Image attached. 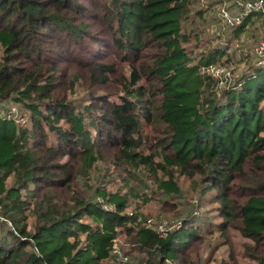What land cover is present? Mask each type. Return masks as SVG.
<instances>
[{
	"label": "trees",
	"instance_id": "trees-1",
	"mask_svg": "<svg viewBox=\"0 0 264 264\" xmlns=\"http://www.w3.org/2000/svg\"><path fill=\"white\" fill-rule=\"evenodd\" d=\"M195 3L0 0V105L28 115L20 127L0 109V264H105L120 235L125 264H202L192 255L205 235L231 246V230L264 264V63L222 85L203 71L229 64L264 13L215 49L200 40L220 23L214 4L192 14ZM181 178L199 200L164 217L181 228L160 237L142 209L185 206ZM232 251L221 264H239Z\"/></svg>",
	"mask_w": 264,
	"mask_h": 264
},
{
	"label": "rangeland",
	"instance_id": "rangeland-1",
	"mask_svg": "<svg viewBox=\"0 0 264 264\" xmlns=\"http://www.w3.org/2000/svg\"><path fill=\"white\" fill-rule=\"evenodd\" d=\"M230 1V0H227ZM200 4L199 1L196 0V3L192 5L193 11L192 14L195 13L199 9ZM212 15L215 16V10L212 11ZM257 20V19H256ZM213 26H218L219 29V35L216 34V32L213 30ZM263 23L260 21L258 23L259 29L249 27L246 28L245 33L241 36V38L237 39V41H232V47L228 50V55L224 58V61H227L230 59V63L225 64V65H220L221 67L225 68L227 70H231V76H234V80L241 77L242 75L245 74H252L254 69L259 67V58L255 54V49L258 45V42L264 38V30H262ZM261 27V28H260ZM203 34L200 36V40H203L206 43H210L211 47H214L215 49L219 47H224L225 48V41L230 39V37L233 35L232 31L230 29H226L225 27L221 26L220 23H216L214 25H203L202 30ZM215 33V34H214ZM254 35V37L252 36ZM234 38V36H232ZM231 38V39H232ZM196 41H193L192 44H195ZM205 43V44H206ZM236 52V53H235ZM264 63V61H263ZM229 71V70H227ZM224 79V78H223ZM220 81V80H219ZM225 84V83H224ZM13 105V103H5L4 105H0V109L6 110L7 107ZM16 105V104H15ZM18 106V105H17ZM136 138L142 137V134H138L135 136ZM50 145H54V138L53 135L51 134V138L49 140ZM150 154H148L145 157V161H148L150 158ZM111 165L109 164H102L100 165L101 172L100 173H107V178L109 179L110 173L113 172V168H109ZM107 167L109 169H107ZM113 167V166H112ZM107 169V170H106ZM91 183H95L98 179L99 176L98 171H93L91 173ZM120 179H116L114 182L111 181L106 185V189L109 192H116L122 184L119 181ZM180 181V186L186 191L187 195V204L185 206H181L178 208L177 211L172 212L170 214L164 215L161 214L159 216L160 208L161 205H158V202H151L147 206L143 207L142 211L143 214L148 216V219L153 220L155 224H161L164 222H167L169 225H179L181 224L179 221H167L166 219H163L164 217H167V219H172V218H180L182 216H186L189 214L193 207L192 204L194 203L195 200H199L198 193H196V190H191V187L193 186V182L190 181L189 179L186 178H181L179 179ZM193 189V188H192ZM188 193V194H187ZM210 197V196H208ZM206 200V198H204ZM139 199L134 198V202H138ZM135 205V204H134ZM134 205H132L128 211L132 212ZM204 209L202 212H198L197 215H201L204 213ZM29 215V220H28V225L29 228H31V225L33 224V217L30 216L31 214L28 212ZM159 219H162L159 221ZM231 241H232V249L231 246L224 244V240L221 238H218V234H206V240L201 244L199 247L198 253L192 255V260L194 261H200L202 264H221L223 261L229 259V255L232 252H234L235 256L238 259L239 264H253L251 261L247 258L245 254L244 247L251 245V242L247 239H244L240 236V234L235 231L231 230ZM82 241L85 239V236L82 235ZM125 236L120 235L118 237V242L117 246L123 249L125 251L127 249L126 246L124 245L125 242ZM217 243V244H216ZM138 262L136 261H131L130 264H137ZM105 264H111L110 262H105ZM167 264H171L169 261Z\"/></svg>",
	"mask_w": 264,
	"mask_h": 264
},
{
	"label": "built area",
	"instance_id": "built-area-1",
	"mask_svg": "<svg viewBox=\"0 0 264 264\" xmlns=\"http://www.w3.org/2000/svg\"><path fill=\"white\" fill-rule=\"evenodd\" d=\"M200 6L204 7L208 3L214 4V10L217 18L219 19L220 25L226 29H235L243 24L244 18L252 13H264V0H236L233 5L234 9L231 8L227 0H198ZM264 23V17H263ZM213 30L219 35L218 26H213ZM255 54L259 58V65L263 64L264 61V38H262L255 49ZM229 70V71H227ZM227 70L221 66H210L205 68L203 71L205 74L220 80V84L224 83L225 79L231 78V70ZM224 78V79H223ZM3 116L7 119L13 120L18 126L25 127L28 122V115L20 110V108L13 104L7 107L3 111ZM105 210L113 211L114 207L108 204L103 205ZM155 231L160 237H166L169 233L179 230V225H169L167 222L161 224H155L153 220L149 221ZM118 239L114 241L112 254L115 257L111 260V264H125L128 258L125 256L124 251L117 246Z\"/></svg>",
	"mask_w": 264,
	"mask_h": 264
},
{
	"label": "crops",
	"instance_id": "crops-1",
	"mask_svg": "<svg viewBox=\"0 0 264 264\" xmlns=\"http://www.w3.org/2000/svg\"><path fill=\"white\" fill-rule=\"evenodd\" d=\"M236 0H230L228 3L229 5H233V3L235 2Z\"/></svg>",
	"mask_w": 264,
	"mask_h": 264
}]
</instances>
